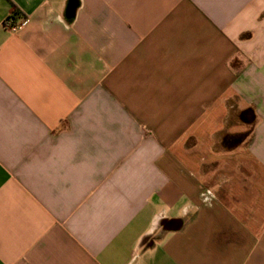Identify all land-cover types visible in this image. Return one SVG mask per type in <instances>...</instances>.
<instances>
[{
	"label": "crops",
	"instance_id": "crops-1",
	"mask_svg": "<svg viewBox=\"0 0 264 264\" xmlns=\"http://www.w3.org/2000/svg\"><path fill=\"white\" fill-rule=\"evenodd\" d=\"M69 1L0 0V264H264V0Z\"/></svg>",
	"mask_w": 264,
	"mask_h": 264
},
{
	"label": "trees",
	"instance_id": "trees-1",
	"mask_svg": "<svg viewBox=\"0 0 264 264\" xmlns=\"http://www.w3.org/2000/svg\"><path fill=\"white\" fill-rule=\"evenodd\" d=\"M16 16H19V13L17 12V10H13V18ZM238 119L241 123L251 127L255 122V115L253 109L248 108L241 111L238 114ZM230 138L231 140L233 139V142H231L230 144H227V142H225V146L227 149L239 145L243 141L244 135H238Z\"/></svg>",
	"mask_w": 264,
	"mask_h": 264
},
{
	"label": "built area",
	"instance_id": "built-area-1",
	"mask_svg": "<svg viewBox=\"0 0 264 264\" xmlns=\"http://www.w3.org/2000/svg\"><path fill=\"white\" fill-rule=\"evenodd\" d=\"M27 20L26 19H21L19 23L14 22V20L12 19V17H9L5 22H4V26L11 30V31H16L20 26H22L24 23H26Z\"/></svg>",
	"mask_w": 264,
	"mask_h": 264
},
{
	"label": "water",
	"instance_id": "water-1",
	"mask_svg": "<svg viewBox=\"0 0 264 264\" xmlns=\"http://www.w3.org/2000/svg\"><path fill=\"white\" fill-rule=\"evenodd\" d=\"M76 6H77L76 1L75 0H70L69 1V6L67 8V13H69L70 15H72L74 13L75 9H76ZM172 229L173 230H176V229H178V227L175 226Z\"/></svg>",
	"mask_w": 264,
	"mask_h": 264
}]
</instances>
